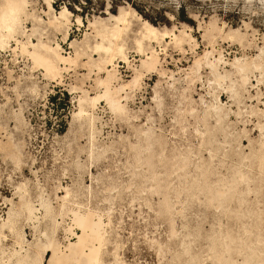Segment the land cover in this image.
<instances>
[{
    "label": "rangeland",
    "instance_id": "rangeland-1",
    "mask_svg": "<svg viewBox=\"0 0 264 264\" xmlns=\"http://www.w3.org/2000/svg\"><path fill=\"white\" fill-rule=\"evenodd\" d=\"M14 1L0 264H264V0Z\"/></svg>",
    "mask_w": 264,
    "mask_h": 264
},
{
    "label": "bare ground",
    "instance_id": "bare-ground-1",
    "mask_svg": "<svg viewBox=\"0 0 264 264\" xmlns=\"http://www.w3.org/2000/svg\"><path fill=\"white\" fill-rule=\"evenodd\" d=\"M3 3L4 4L0 8V43H2L5 40V35L6 34L14 33L17 30L18 26H20L19 25L20 24V17H21V13H22V6L19 5V3L15 2L14 0H4ZM49 7L51 9H53V6L51 4H50ZM67 13H69V10L65 9L63 11L62 15H65ZM114 18L116 20L115 24L111 28L107 29L105 32H103L101 34V38H102L103 42L106 43V45L104 47H102L103 45H101V48H102V50L104 51V53L106 54V56L109 59L111 58V60H113L115 58V56L121 55V57H123V59L122 58L121 59L127 61L128 57H127V55H126V53L124 51L126 43H125V40H124V38L122 36V33H123V31L125 29L129 28L131 22L127 18V15L124 16L123 14H120L119 16L114 17ZM155 32H156V29L152 25H150L149 23H146V28H145L144 32L142 33V36L145 39H150V38H152L155 35ZM60 49L61 48H60L59 45H58L57 48L53 49V51L51 49L52 53L54 54V57L57 58V59L60 56V53H59ZM49 52H50V49H49ZM46 59H48V58H46ZM46 59H45V61H47ZM57 59H55V60H57ZM55 60H53V59L48 60L46 62L47 66L49 68H52V69L54 67H56ZM58 68L59 67H57V69ZM243 75H244V73H243ZM111 105H113V102H112ZM51 252H52V249H51L50 246L46 247V248L44 247V251H43V254H42V257H41V260H40V264H44L45 263L46 257ZM48 260H49V264H53L52 260L50 258Z\"/></svg>",
    "mask_w": 264,
    "mask_h": 264
},
{
    "label": "trees",
    "instance_id": "trees-1",
    "mask_svg": "<svg viewBox=\"0 0 264 264\" xmlns=\"http://www.w3.org/2000/svg\"><path fill=\"white\" fill-rule=\"evenodd\" d=\"M52 100L54 101V100H55V98H52ZM49 256H50V255H49ZM49 256H48V257H49Z\"/></svg>",
    "mask_w": 264,
    "mask_h": 264
}]
</instances>
